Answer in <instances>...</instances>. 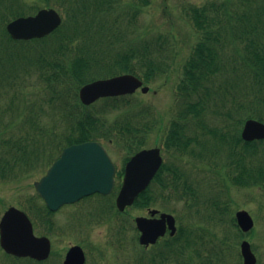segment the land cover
I'll use <instances>...</instances> for the list:
<instances>
[{"label": "trees", "instance_id": "trees-1", "mask_svg": "<svg viewBox=\"0 0 264 264\" xmlns=\"http://www.w3.org/2000/svg\"><path fill=\"white\" fill-rule=\"evenodd\" d=\"M120 2L37 0L36 4L29 5L24 0H0V86L5 91L25 97L26 81L36 73L35 84L45 94L39 107L30 109V115L23 112L16 117L19 125L14 127H20L25 134L14 139L3 138L5 130L0 125V178L7 179L11 175L30 177L40 168L47 167L54 160V153H60L64 147L73 144L113 141L123 144L130 152L138 151L146 144L151 125L138 120L143 118L142 114L144 118L153 119L151 108L141 106L132 97L107 98L90 107L82 105L79 100L80 88L101 73L110 77L133 73L150 84L170 70L164 56H161L164 42L160 36L141 43L137 39L125 37L124 32L107 31L111 27L102 18L111 12L116 13ZM148 3L149 0H145V4ZM40 4L62 9L65 14L63 25L44 39L28 42L12 40L6 30L8 22L27 15L28 10L36 13L41 8ZM188 14L199 33V40L184 65L183 76L177 85L179 117L171 125L167 146L175 150L189 148L196 139L190 135L188 122L204 115L208 108L211 109V103L214 108L217 99H224L231 94L229 84L240 85L239 80L245 83L248 78L249 85L245 88H250L252 98L236 108L238 113L244 110L242 116L234 118L229 113L224 115L226 119L221 126L204 125L211 136L226 148L228 165L235 166L236 170L243 167L241 175H235L233 180L245 187L262 185L264 141L244 142L240 127L249 118L264 122V0L212 2L202 7H192ZM108 35L112 42L106 44L110 49L113 48L112 52L100 56L103 52H97L95 48L101 43L106 48L104 40L109 38ZM121 45L127 48L124 52H119ZM228 50L234 51V65L243 73L242 80L237 74L233 82L228 73ZM219 77L225 79L221 84H227L226 88L216 90L214 87ZM217 91L219 96H215ZM54 100L57 103L60 101L62 105L60 112L57 111L60 123L48 127L43 119L44 106ZM114 111L120 114L113 120L109 114ZM132 111L139 113L133 114ZM30 124L32 129L41 132V136L36 137L27 132ZM46 142L47 148L40 147ZM252 158H257V166L248 164ZM165 169L172 174H169L170 181L162 178ZM163 170L157 182L172 193L178 191L182 178L177 167L167 165ZM154 200V195L149 191L139 198L136 207L148 205ZM33 204H37L35 199ZM39 206L36 216L52 215L44 206ZM192 245H195V249L187 257L188 247ZM222 245L226 256L230 245L227 240ZM162 247L165 251L162 257H165L166 252L175 254L180 257L179 264H191V254L198 257L199 264H210L207 256L202 255L200 244L190 229L181 228L174 239L163 240ZM23 264L41 263L26 261Z\"/></svg>", "mask_w": 264, "mask_h": 264}, {"label": "rangeland", "instance_id": "rangeland-1", "mask_svg": "<svg viewBox=\"0 0 264 264\" xmlns=\"http://www.w3.org/2000/svg\"><path fill=\"white\" fill-rule=\"evenodd\" d=\"M24 1L29 5L37 3V0ZM226 1L228 0H149L148 5H146L145 0H121L116 13L111 12L102 18L105 24L108 23L107 26L111 27V29L107 30L108 32H113L114 30L124 32L123 35L125 37L137 39L141 43H146L160 36L159 38L164 42L161 56H164V60L170 66V70L150 85L151 91L148 94H142L141 91H138L134 95V101L140 102V105L151 106L158 114L159 128L150 135L149 147L159 145V142L164 137L165 126L170 121L173 112L177 111L176 105L179 103L176 97V86L183 76V67L199 40V33L188 14L190 8L202 7L212 2L222 3ZM40 6L43 7L44 5L40 4ZM28 12L33 11L28 10ZM104 41L106 48L102 47V43L95 48L97 52H103L100 56L110 55L113 49H110L106 44L112 42L110 36ZM126 49L124 45H121L119 52H124ZM233 52V50H228V58H226L228 61V73L233 78V82H235L237 74L241 80L243 79L241 78L243 73L239 68L238 70L235 68L232 57ZM235 71L236 73H234ZM36 76L37 74L34 73L31 79L26 81L27 87L25 90L27 93L25 97L14 94L13 91H5L0 86V125L1 129L5 130L2 135L3 138L14 139L25 134L20 130V127H14L19 125L16 117L23 112L26 115H30V109L39 107L38 105L45 95L41 92L43 89L41 87L38 89L35 84ZM97 77L107 78L109 75L101 73ZM224 78L219 77L214 89L226 88L225 84L227 83L221 84L225 81ZM248 82V78H246L245 83L238 81L240 85L236 83L229 84L228 88L231 89V94H228L224 99H217L215 101L217 105L214 108L212 107L213 103H211V109L208 108L204 116L194 119L196 120L194 130L200 135L201 140L210 139L203 123L209 126H221V123L226 119L224 115L230 113L234 118L242 116L244 110H240L238 113L236 108L252 98L250 88H245V86L249 85ZM249 93L250 95H247ZM219 95L220 93L217 91L215 96ZM9 107L10 109L7 111ZM44 107V124L52 127L60 123L57 111L60 112V109H62L61 102L58 101L57 103L54 100L51 104H47ZM114 116L115 114H113L112 119ZM27 132L36 137L41 136V132L32 129L31 124ZM47 146L48 142L40 145L43 148H47ZM197 151L202 154V158H191L190 163L186 164L184 168L189 182L186 187L187 189L193 188L195 190V194L189 197L190 201L188 200L191 208L186 206L188 201H181L175 198L167 201L159 200L154 207L174 214L177 217L178 226L183 225V227L192 228L197 237H202V240L206 241L202 247V254L204 257L207 256L210 264H222L224 255L222 243L224 240L231 244L232 260L235 259L236 262L240 263V243L242 240L240 241V237L237 234V228L235 229L233 226L235 225L233 217L236 216L239 210L248 211L254 218L255 226L245 239L256 247L255 252L260 261L259 264H264V187L242 188L231 183L226 175L228 169L225 168L227 163L225 152L218 150L213 141L209 144L200 142ZM111 153L114 160L117 163H121L122 152L116 150ZM165 159L172 160L173 155L166 154ZM252 163L256 164L259 162L257 158H252ZM43 174L44 169L31 177L22 176V178L13 182L0 181V216L9 206H16L22 209L19 204L35 194L34 182L39 180ZM153 190L158 191V185L153 186ZM90 202L86 201V206ZM76 208L80 209L81 205ZM74 212L73 208L64 209L56 214L55 220L63 225ZM146 214L147 210L134 209L125 219ZM87 221L85 215H79L78 218L71 220L68 225L72 229L82 225L85 228ZM133 235V227H129L126 234L118 236L115 225L107 223L94 225L84 237H74L72 232H67L64 236L56 233L53 238V252L56 250L58 254L51 257L47 264H62L66 250L75 244L87 247V264H140L139 255L142 254L154 264H179L174 254H167L162 257L159 255V249L142 253L138 245L133 244ZM1 253L3 254L0 249V264H10L4 262H7V260ZM187 255H189V251ZM232 260L228 263L232 264Z\"/></svg>", "mask_w": 264, "mask_h": 264}, {"label": "water", "instance_id": "water-1", "mask_svg": "<svg viewBox=\"0 0 264 264\" xmlns=\"http://www.w3.org/2000/svg\"><path fill=\"white\" fill-rule=\"evenodd\" d=\"M62 20L55 10H41L36 16L19 18L11 22L7 29L16 40L43 38L55 31ZM142 87V82L132 76L124 75L108 80H100L84 86L80 98L85 105H91L100 98L115 97L134 93ZM148 88H143L147 93ZM246 141L264 139V124L250 120L243 131ZM162 163L159 150L142 151L128 163L126 178L117 204L120 210L131 205L135 198L149 185ZM114 166L106 150L98 143H84L66 148L61 158L53 164L46 176L37 182L39 194L52 210L72 203L85 195L95 192L108 193L114 185ZM155 213V212H153ZM239 225L248 232L253 228V220L245 211L237 214ZM166 222L174 228L171 216L162 215L161 220L137 219L143 233L141 243L154 244L165 234ZM1 245L10 254L44 260L51 250L50 241L34 236L33 227L26 215L11 209L1 224ZM244 264H256L257 259L248 242L242 243ZM85 255L80 247L70 250L65 264H84Z\"/></svg>", "mask_w": 264, "mask_h": 264}]
</instances>
